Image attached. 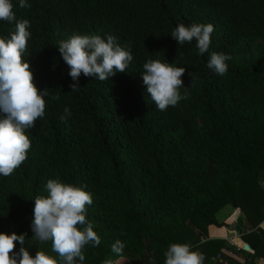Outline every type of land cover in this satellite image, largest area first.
Returning <instances> with one entry per match:
<instances>
[{"label": "trees", "instance_id": "16d2710c", "mask_svg": "<svg viewBox=\"0 0 264 264\" xmlns=\"http://www.w3.org/2000/svg\"><path fill=\"white\" fill-rule=\"evenodd\" d=\"M28 3L21 8L13 0V12L30 23L23 58L37 89L47 92L45 115L25 132L26 160L0 176V232L24 234L30 255L43 251L59 262L51 241L39 242L30 227L32 200L58 178L92 194L86 220L101 243L84 246V264H106L117 240L125 244L119 255L133 264H164L171 244L209 250L228 264L264 260V230L255 231L264 222V0ZM180 23L214 26L209 53L231 57L224 75L207 67L209 54L198 55L195 41L176 44L170 35ZM14 29L0 21V36ZM73 34L115 36L133 60L109 80L81 74L71 92L57 47ZM148 59L186 68L184 99L175 107L159 111L146 94L140 73ZM212 166L219 171L208 175ZM226 206L246 216L237 222L248 250L237 254L224 253L221 240L207 241L206 228H226L216 218Z\"/></svg>", "mask_w": 264, "mask_h": 264}, {"label": "clouds", "instance_id": "9594fccd", "mask_svg": "<svg viewBox=\"0 0 264 264\" xmlns=\"http://www.w3.org/2000/svg\"><path fill=\"white\" fill-rule=\"evenodd\" d=\"M21 8L31 5L28 0H17ZM0 21L15 24L8 37L0 36V176L11 175L27 158L31 141L25 134L38 118L45 115L47 92L37 89L33 82L30 66L23 54L31 33L28 20L17 21L13 12V0H0ZM212 24L193 23L186 26L177 24L171 32L176 44L195 41L197 54L208 53L207 67L217 75L228 71L226 63L231 57L225 53L211 52ZM60 57L68 67V76L73 83L71 92L79 90V78L91 77L100 81L109 80L116 73H125L133 60L130 49L122 47L115 36L101 37L94 34H73L59 42ZM140 73L145 92L159 111L175 107L184 99L179 89L184 81L181 77L185 67L168 62L148 59ZM58 99V97H55ZM70 110L66 107L61 121H66ZM47 195L32 200L33 237L41 243L51 241L52 251L57 253L59 262L43 251L30 255L25 244V235L0 232V264H84V246L97 247L101 241L92 224L86 220V206H90L92 194L82 187L64 183L60 179L46 182ZM14 242L21 247L17 251ZM125 244L119 240L111 246L113 253L123 252ZM203 254L193 251L188 244H171L165 252L164 264H203Z\"/></svg>", "mask_w": 264, "mask_h": 264}, {"label": "crops", "instance_id": "0c3cea01", "mask_svg": "<svg viewBox=\"0 0 264 264\" xmlns=\"http://www.w3.org/2000/svg\"><path fill=\"white\" fill-rule=\"evenodd\" d=\"M226 208L229 211H227L225 213L224 220L223 221L219 220V222H222L225 224L226 228L221 229L219 231H212L211 230L210 233H208V235H207V241L221 240L224 242V245L227 247H229L230 243L232 242L233 244H235V246H238V247L242 246V247H240V249L243 250L244 249L243 246H245V244L242 242V240L240 238L241 232H243V230H241L239 226H236L235 227L236 230L231 232L232 230L229 229V227H228V225L230 226L237 218H239V216L241 215V211L239 212L238 209H233V208L228 209L229 207H226ZM240 218H242V216ZM208 230H210V228H208ZM235 232H238V234H236ZM232 240H234V241H232ZM202 241H203L202 243H204L206 241V239H204ZM238 247H236L237 251H238ZM227 251H231L233 253V250L230 247L228 248V250L224 249V253H226ZM197 252L203 254V256L205 257L203 264H214L215 260H212V259H215V258H210L209 250L203 249V250H197ZM121 258H122V255H119L116 257V254H112L107 258L106 264H113V263H116L118 261H121L122 260ZM217 262H219V261L217 260ZM255 264H264V260L263 259H256Z\"/></svg>", "mask_w": 264, "mask_h": 264}, {"label": "rangeland", "instance_id": "374dc122", "mask_svg": "<svg viewBox=\"0 0 264 264\" xmlns=\"http://www.w3.org/2000/svg\"><path fill=\"white\" fill-rule=\"evenodd\" d=\"M219 171V168H216L215 166H212L211 168H210V170H209V173H208V175H214V174H216L217 172ZM248 183L250 184V182H249V178H245V182H244V184H243V187H245V188H247V189H249V185H248ZM251 185V184H250ZM262 187H263V189H264V183L262 184ZM241 190L242 189H240V191H239V189H238V191H236V193H235V195H236V197L237 198H239V199H241L242 197H241V195H242V192H241ZM227 207V206H226ZM226 207H224L220 212H218L217 213V215H216V218H217V220L219 221H223L224 220V218H225V213L227 212V211H229V210H227V208ZM229 207V206H228ZM228 209H230V207L228 208ZM239 210V209H238ZM237 210V211H238ZM241 210H239V212H240ZM242 216V218H240ZM246 218V216L241 212V215L239 216V218H237L230 226L228 225V227H229V229H231L232 231L231 232H233V231H235L236 229H235V227L236 226H238V219H241L242 221H245L244 219ZM228 220V219H227ZM256 221V220H255ZM228 222V221H227ZM257 223H260V226H259V228H257V229H255V231H258L259 229H263L264 230V222L262 223V222H257ZM251 228H253V227H251ZM244 229V228H243ZM246 229H250V227H248V228H246ZM218 231L219 229H215V228H210V230H207V228H206V231H208V233H210V231ZM243 232H244V230H243ZM236 234H238V232H235ZM198 240V239H197ZM232 241H234V240H232ZM203 242V241H202ZM232 250H233V253H236L237 254V250H236V247H238V246H235V244H233L232 243V245L230 244V246H229ZM240 247H242V246H240ZM240 247H238V251L239 250H241L240 249ZM244 247V249H245V246H243ZM117 256H119V255H117L116 254V257ZM217 257L218 256H216L215 257V259H212V260H215L214 261V264H216L217 263ZM111 258V257H110ZM112 259V258H111ZM122 260L121 261H118V262H116V263H113V264H133V262L130 260V259H128L127 257H125V256H122V258H121ZM256 260V259H255ZM255 260H253V264H255ZM219 263V262H218Z\"/></svg>", "mask_w": 264, "mask_h": 264}, {"label": "built area", "instance_id": "2783aa9c", "mask_svg": "<svg viewBox=\"0 0 264 264\" xmlns=\"http://www.w3.org/2000/svg\"><path fill=\"white\" fill-rule=\"evenodd\" d=\"M249 232L246 231V234H248ZM232 244V242L230 243ZM217 260L219 261L220 264H228V262L224 259H222L220 256L217 257Z\"/></svg>", "mask_w": 264, "mask_h": 264}, {"label": "water", "instance_id": "95a60500", "mask_svg": "<svg viewBox=\"0 0 264 264\" xmlns=\"http://www.w3.org/2000/svg\"><path fill=\"white\" fill-rule=\"evenodd\" d=\"M245 250H248V248L245 246Z\"/></svg>", "mask_w": 264, "mask_h": 264}]
</instances>
